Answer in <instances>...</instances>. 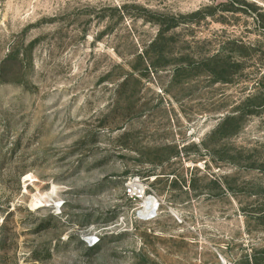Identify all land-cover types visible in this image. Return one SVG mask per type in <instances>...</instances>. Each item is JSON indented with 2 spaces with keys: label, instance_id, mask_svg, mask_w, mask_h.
Returning <instances> with one entry per match:
<instances>
[{
  "label": "rangeland",
  "instance_id": "rangeland-1",
  "mask_svg": "<svg viewBox=\"0 0 264 264\" xmlns=\"http://www.w3.org/2000/svg\"><path fill=\"white\" fill-rule=\"evenodd\" d=\"M262 210L264 0H0V264H264Z\"/></svg>",
  "mask_w": 264,
  "mask_h": 264
},
{
  "label": "built area",
  "instance_id": "built-area-1",
  "mask_svg": "<svg viewBox=\"0 0 264 264\" xmlns=\"http://www.w3.org/2000/svg\"><path fill=\"white\" fill-rule=\"evenodd\" d=\"M133 179L134 178H128L124 182L123 184L124 193L129 198L137 202L136 214L140 219L149 220V219L154 218L157 214V206L155 207V209H152V208L150 209L149 207L147 211H143L146 208V206H148L145 203V199L147 197V194L145 191L146 189L145 190L140 189L138 185L134 184ZM97 239L98 238L95 235H88L85 240L88 246H92L97 241Z\"/></svg>",
  "mask_w": 264,
  "mask_h": 264
},
{
  "label": "bare ground",
  "instance_id": "bare-ground-1",
  "mask_svg": "<svg viewBox=\"0 0 264 264\" xmlns=\"http://www.w3.org/2000/svg\"><path fill=\"white\" fill-rule=\"evenodd\" d=\"M133 182H134L135 185H138L140 187V189L144 190L143 184L140 183L138 179H134ZM145 203H146V205H148V206H146L145 210H148L149 207H150V209L151 208L154 209L155 206H156V200H155V198L152 197V196H150V195H148L146 197Z\"/></svg>",
  "mask_w": 264,
  "mask_h": 264
},
{
  "label": "trees",
  "instance_id": "trees-1",
  "mask_svg": "<svg viewBox=\"0 0 264 264\" xmlns=\"http://www.w3.org/2000/svg\"><path fill=\"white\" fill-rule=\"evenodd\" d=\"M231 118H225L224 120L225 121H227V120H230ZM258 219L262 222V224L264 225V210H262L261 211V213H260V215L258 216ZM93 247V245L92 246H88V247H85L87 250H91V248ZM255 257H253V255L251 254V262H252V264H256L255 263ZM238 264H242V263H238Z\"/></svg>",
  "mask_w": 264,
  "mask_h": 264
}]
</instances>
